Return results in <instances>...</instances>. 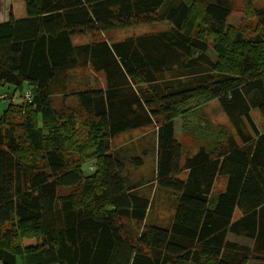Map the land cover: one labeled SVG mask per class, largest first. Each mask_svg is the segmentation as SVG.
<instances>
[{
    "label": "trees",
    "instance_id": "obj_1",
    "mask_svg": "<svg viewBox=\"0 0 264 264\" xmlns=\"http://www.w3.org/2000/svg\"><path fill=\"white\" fill-rule=\"evenodd\" d=\"M232 11L231 0H10L0 85H25L32 99L0 113V264H264V131L246 97L260 92L264 118V0H244L246 28L227 23ZM163 20L156 32L72 42ZM83 68L103 86L69 88ZM213 99L240 143L185 152L175 119ZM148 126L157 182L178 193L168 229L146 222L149 198L126 185L112 149Z\"/></svg>",
    "mask_w": 264,
    "mask_h": 264
},
{
    "label": "rangeland",
    "instance_id": "obj_2",
    "mask_svg": "<svg viewBox=\"0 0 264 264\" xmlns=\"http://www.w3.org/2000/svg\"><path fill=\"white\" fill-rule=\"evenodd\" d=\"M231 1L233 11L229 15L227 23L236 27H242V29L250 26V22L252 21L246 22L244 20V0ZM9 4L10 0H0V20L7 18ZM169 25L170 23L167 20L154 21L149 24H138L109 32L74 36L72 42L78 44L98 39L116 41L131 35L163 30ZM209 53L213 56L211 49H209ZM81 84L103 86L104 77L102 73H93L88 68L72 70L70 72L69 88H77ZM256 85L260 89L259 81H256ZM25 89H27L25 85L20 91L12 90L11 85H0V113L8 104H22ZM259 94L260 92H255L252 95H246V97L252 106L250 115L255 125L259 130L264 131V118H262L256 106H254L259 100ZM60 98V94L55 95L57 102H60ZM15 117L17 118L18 116ZM174 127L175 137L183 146L185 152H194L201 145L227 143L228 139L240 143V139L233 125L228 121L217 99H213L194 111H191L185 119L176 118ZM219 130H222L221 135L217 134ZM112 149L124 163L122 174L126 185L128 187H134L137 193L149 198L150 205L147 211L146 222L149 225L168 229L171 225L175 206L178 201V193L157 182L155 171V127L148 126L120 133L113 139ZM136 158H140L139 164L133 163ZM80 168L84 174L90 173L94 168L93 159L86 161ZM178 177L183 179L185 175L183 173ZM223 186L224 177H218L215 182V189H222ZM227 239L246 246H250L251 243L248 238H239L232 233L227 234ZM17 264H19V259H17Z\"/></svg>",
    "mask_w": 264,
    "mask_h": 264
},
{
    "label": "built area",
    "instance_id": "obj_3",
    "mask_svg": "<svg viewBox=\"0 0 264 264\" xmlns=\"http://www.w3.org/2000/svg\"><path fill=\"white\" fill-rule=\"evenodd\" d=\"M23 98H24L25 102H31L32 93H31V89L30 88L25 89V92L23 94Z\"/></svg>",
    "mask_w": 264,
    "mask_h": 264
},
{
    "label": "crops",
    "instance_id": "obj_4",
    "mask_svg": "<svg viewBox=\"0 0 264 264\" xmlns=\"http://www.w3.org/2000/svg\"><path fill=\"white\" fill-rule=\"evenodd\" d=\"M6 19V18H5ZM3 20H4V18H3ZM225 182H226V179H224V184H225Z\"/></svg>",
    "mask_w": 264,
    "mask_h": 264
}]
</instances>
